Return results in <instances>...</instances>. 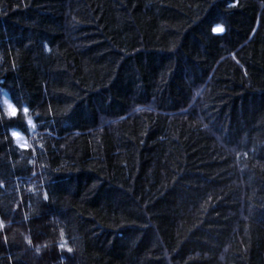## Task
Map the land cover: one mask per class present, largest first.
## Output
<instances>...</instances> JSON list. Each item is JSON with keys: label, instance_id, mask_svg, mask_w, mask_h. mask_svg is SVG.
<instances>
[{"label": "trees", "instance_id": "16d2710c", "mask_svg": "<svg viewBox=\"0 0 264 264\" xmlns=\"http://www.w3.org/2000/svg\"><path fill=\"white\" fill-rule=\"evenodd\" d=\"M0 221V264H264V0H0Z\"/></svg>", "mask_w": 264, "mask_h": 264}, {"label": "snow or ice", "instance_id": "6c2138e0", "mask_svg": "<svg viewBox=\"0 0 264 264\" xmlns=\"http://www.w3.org/2000/svg\"><path fill=\"white\" fill-rule=\"evenodd\" d=\"M212 31H213V33H220V32L223 31V29L216 28V27L213 26L212 27ZM197 95H199V93H197ZM4 103L7 105V108H8L7 115H8L9 118H13L14 119L15 117H17L20 114V109L18 107L14 106L11 103H8V101H6V100L4 101ZM24 113L29 114V108H24L23 109V115H24ZM25 123L27 124V126H28L29 129H32L35 126L34 121L31 120V119L26 120ZM11 136H12L13 140H20L22 138V134L20 132H18V131H13L11 133ZM18 146L22 150H26L28 148L27 143L20 144ZM33 174L35 175V173H33ZM43 198H44L45 201H47L48 200L47 194H45ZM3 227H4L3 222L0 221V229H3ZM4 242L7 243V237L4 238ZM28 243L31 244V241L29 240ZM37 251H39V249H37ZM67 251L68 252H71L72 249L71 248H68Z\"/></svg>", "mask_w": 264, "mask_h": 264}, {"label": "clouds", "instance_id": "9594fccd", "mask_svg": "<svg viewBox=\"0 0 264 264\" xmlns=\"http://www.w3.org/2000/svg\"><path fill=\"white\" fill-rule=\"evenodd\" d=\"M24 116H25V117H27V116H28V114H27V113H24Z\"/></svg>", "mask_w": 264, "mask_h": 264}]
</instances>
